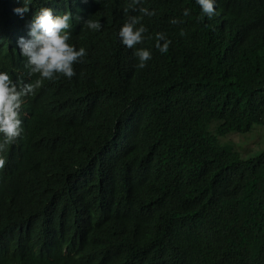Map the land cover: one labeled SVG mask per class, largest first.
<instances>
[{"label":"trees","instance_id":"16d2710c","mask_svg":"<svg viewBox=\"0 0 264 264\" xmlns=\"http://www.w3.org/2000/svg\"><path fill=\"white\" fill-rule=\"evenodd\" d=\"M14 1L22 6L23 0H0V8L4 3L12 12ZM217 1L222 10L215 21L175 10L170 16L181 21L178 25L166 15L168 22L146 27L152 58L138 68L133 53L123 48L124 59L134 65L122 74L119 69V86L97 82L99 70L54 83L76 98L94 87L103 103L85 107L87 121L73 127L84 139L69 145L62 166L73 153L97 148L113 120L148 92L162 104L158 116L133 126L135 148L120 173L105 159L90 184L91 205L104 214L107 229H101L94 248L105 252L118 245L125 263L264 264V144L243 156L219 140L264 127V0ZM117 3L100 0V14L112 15ZM43 6L67 7L65 0L46 5L35 0L25 14L28 25ZM157 32L174 39L166 54L155 47ZM11 54H0V68L27 81L28 73L7 67ZM107 177L112 188L105 193Z\"/></svg>","mask_w":264,"mask_h":264},{"label":"clouds","instance_id":"9594fccd","mask_svg":"<svg viewBox=\"0 0 264 264\" xmlns=\"http://www.w3.org/2000/svg\"><path fill=\"white\" fill-rule=\"evenodd\" d=\"M65 1L61 10L37 9L29 25L25 14L35 0H23L20 7L14 1L12 12L4 3L0 8V54L12 53L6 66L29 74L27 81L14 80L0 68V264H131L118 245L105 252L94 248L101 229H107L104 214L91 205L90 184L95 185L105 159L120 173L135 148L133 126L158 116L160 99L148 92L113 120L97 148L73 153L62 166L69 145L84 139L73 127L87 121L85 107L103 103L94 87L76 98L54 83L99 70L97 82L107 79L108 85L119 86L123 69L134 65L124 59L123 48L133 53L138 68L152 58L144 34L153 21L168 22V15L171 23H180L170 16L175 10L215 21L222 8L217 0H117L112 15H101L100 0ZM167 36L156 33L155 47L162 54L174 40ZM232 134L243 135L225 136ZM107 179L105 193L112 188ZM78 250L83 252L77 255Z\"/></svg>","mask_w":264,"mask_h":264},{"label":"rangeland","instance_id":"374dc122","mask_svg":"<svg viewBox=\"0 0 264 264\" xmlns=\"http://www.w3.org/2000/svg\"><path fill=\"white\" fill-rule=\"evenodd\" d=\"M261 127L263 126L255 125L251 131L242 133L243 135L232 134L225 137L220 136V142L223 145H230L232 147L234 146L236 149H240L239 152L242 153L243 156H246L248 154L247 151H251L264 144L263 130Z\"/></svg>","mask_w":264,"mask_h":264}]
</instances>
